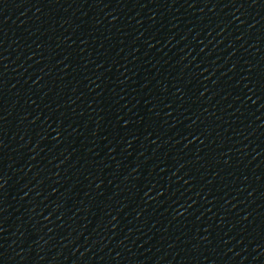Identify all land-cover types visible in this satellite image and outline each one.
<instances>
[{"label": "water", "instance_id": "obj_1", "mask_svg": "<svg viewBox=\"0 0 264 264\" xmlns=\"http://www.w3.org/2000/svg\"><path fill=\"white\" fill-rule=\"evenodd\" d=\"M0 264H264V0H82Z\"/></svg>", "mask_w": 264, "mask_h": 264}]
</instances>
